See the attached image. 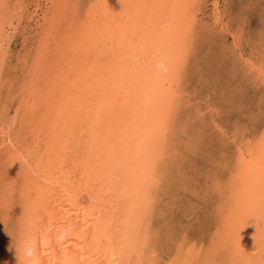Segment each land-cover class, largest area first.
Instances as JSON below:
<instances>
[{"label": "bare ground", "instance_id": "bare-ground-1", "mask_svg": "<svg viewBox=\"0 0 264 264\" xmlns=\"http://www.w3.org/2000/svg\"><path fill=\"white\" fill-rule=\"evenodd\" d=\"M220 1L212 0V16L218 23L224 16ZM6 2L22 5L23 12H30L27 19L32 24L29 37L33 43L31 46L29 42L31 48L27 45L32 55L27 59L22 56L13 64L22 79L18 88L13 84L17 90H13L14 86L10 90L21 95L23 103L17 108H24L28 122L18 129L12 118L0 120V233H5L4 224L16 217V225L8 233L12 236L11 246L0 262L232 264L238 259L243 264H264V224L260 214L264 147L258 143L264 134L263 122L255 124L250 135L244 127L237 129L233 135L238 141L232 145V154L220 152L217 170L209 172L211 177L206 175L201 184L191 179L192 168L179 165L183 157L181 142L185 139L181 141L175 130L183 121V98L190 90H184V85L192 52L180 80L171 71L162 70L160 64L163 61L171 68L181 55L189 17L180 6L189 0ZM46 11L59 27L49 47L41 50ZM18 18L17 8L7 13L0 8V57L6 55V40H12L18 32ZM191 21L198 24L196 13ZM197 26L193 24L194 49L206 27ZM260 44L262 47L247 57L239 53L238 61L248 77L264 86V43ZM37 55L39 66L34 67ZM10 64L7 57V64L0 66V89L8 88L4 80L9 75L7 70L13 68ZM15 72L12 73L18 77ZM1 104L0 108L4 106ZM214 108L209 113L215 112L212 122L217 124L220 105L214 104ZM170 109H174L172 130L166 143H158V130ZM204 114L210 115L200 109L194 116L200 120L194 121L193 117L185 121V127L204 123ZM154 162L157 175L164 174L166 179L158 190L155 207L141 222L140 190L148 182ZM179 179L181 185L192 182V189L203 187L207 197L218 200V225L214 233L208 225L205 229L206 222L200 228L201 234L173 233L172 249L168 254L164 250L168 256L164 258L157 239L160 226L155 224L161 210L159 196L170 191V183Z\"/></svg>", "mask_w": 264, "mask_h": 264}, {"label": "rangeland", "instance_id": "rangeland-1", "mask_svg": "<svg viewBox=\"0 0 264 264\" xmlns=\"http://www.w3.org/2000/svg\"><path fill=\"white\" fill-rule=\"evenodd\" d=\"M220 2H221V9L222 10L224 9L223 10L224 16L219 23L215 22L212 16L214 14L212 8V3H213L212 0H199L197 2L199 6L195 9L194 13H196V19L198 20V24L194 22L193 24L195 25L196 28H198L197 25L199 24L200 25L205 24L206 27L202 29L203 31L201 30L202 32L200 31L201 35L197 37L198 40L196 39V43L194 46L195 49L193 48L190 57V62L187 71L188 75L186 74L185 85H184L185 86L184 90L187 89L190 90H187L185 92L187 94L184 93L186 96H184L183 98V101L185 100V102L183 103L184 105V107L182 108L183 112H181V117L183 121L175 130L180 135V137H182V139H180L181 141L183 140V138L185 139V142L184 141L181 142V146L184 149L181 148V150L183 151L182 152L183 157H181L180 160V163L182 164L179 165H182L183 168L187 167V169L192 168L191 171L192 170L193 171L192 172L189 171V172L193 174L189 176L191 177V179L194 178L197 181H199L200 184L205 180V177L207 176L211 177L209 176L210 175L209 172L214 171L215 173V171L217 170L216 159L221 158L223 152H226L227 153V154L225 153L226 155L232 154L231 153L233 152L232 145L237 140L233 134L234 132H236L237 129L244 127L247 130L246 133H249L248 135H250V133L254 132L256 129V126H254L255 124L256 125L261 124V122H263L262 124H264V119L260 118L259 116V114L264 113V91H263L264 86L260 85L257 82V80H255V78H252L250 76L248 77V75H246L247 73H245L246 71L243 68L244 66L242 65L241 61H238V55H240L239 53L241 54L243 53V56L247 57L248 53H252L254 52V50L262 47V44H260L262 43L261 35H260V31H261L260 23H261V11L264 10V4H262V0H229V1L221 0ZM225 10L227 13L225 12ZM241 13L246 15L248 18V24L246 27L238 23V18L241 15ZM23 17H24L23 21L25 22L21 23L20 19L18 18L17 21L19 25L17 29L18 32H16L12 36L13 37L11 38L12 40L8 38V40H6V44H4L3 46V51L6 52L8 61H10L11 63L10 65L13 68L16 67L14 66L15 65L14 62H16L18 58L21 59L25 57L27 59L32 55L31 52L32 50L29 49L31 48L30 45L32 46L33 43L32 39L30 38L31 37L30 34L32 33L30 32L32 24L29 22V19H27L30 17V12L26 13V11H24ZM19 30L22 31L23 33L20 32ZM21 35L24 38V40L21 37ZM27 35L28 37L29 36L30 37L27 38ZM26 38L30 40L28 41ZM21 41L22 44L24 45L21 44ZM27 45H29V48ZM28 52L30 53V55L28 54ZM7 53L10 56H8ZM21 53L23 55H21ZM20 64L22 65V63ZM13 68L10 69L11 71L7 70V72L9 73L7 72H6L7 74L5 73L6 75L9 74L8 76H5L6 81L4 80V82H6V84L8 85L7 86L8 88L5 89V87H2L0 89V104L2 103L1 105H4L2 106L3 109L0 108V111L2 110L0 112L1 113L0 120H3L5 118H8V120H10V118H12L11 121L14 122L15 128L22 129L25 126V123L28 122L27 120L28 118L26 117V113L22 111L24 109L23 107H18L20 109L18 110L17 104L20 106L23 103V101L21 99L22 98L21 95L18 96L19 92L18 91L16 93L14 92L15 89L17 90L18 88L17 84L20 83L19 81H21L20 79H22V77H20L19 75L21 73L17 71L16 68L15 69ZM13 70H15L16 72ZM12 72H15V74L16 75L18 74L19 76L17 75L18 77H15V75ZM198 76H200V78L202 77L201 78L202 80ZM13 77L15 78L13 79ZM11 79H13V81ZM16 80H18V82ZM190 81L192 84L190 83ZM13 84H15L17 88ZM9 85L12 87H10ZM190 85H194V86L192 87ZM197 87H199V89ZM12 89L14 91H10ZM188 93L190 94L192 93L193 96ZM1 94H4L3 95L4 97H1ZM200 96H202V98H199ZM12 97L13 99L15 98L16 100L14 99L13 101ZM185 97L188 100L190 99L189 100L190 103ZM7 102H9V104ZM214 104L220 105L219 112L216 111L218 112L215 118L217 124H214L215 121L212 122L213 120L212 118L215 117V116L212 117V115L215 112L212 113V115L209 113V110L211 111V108L215 110ZM7 105L10 107L7 108L8 107ZM4 107L6 108L4 109ZM200 109L207 112L208 115L210 114L208 117L205 116L204 114V118H206L205 122L204 123L201 121L199 123L195 122L197 123V125L195 124L193 127L190 128L185 127L186 126L184 125L185 121L192 120L194 116L199 114ZM254 112H260V113L256 114ZM13 113L16 114L14 115ZM4 115H6L7 117H3ZM24 119L25 121H23ZM196 119L200 120L199 117L193 118L194 121H196ZM18 120L19 122L20 121L21 122L19 123ZM20 124H22L23 127ZM216 125H220V127H217ZM183 127L185 128V130ZM222 127L224 128L222 129ZM224 129L226 130L224 131ZM216 131H218V133ZM221 131H224L225 133L224 132L221 133ZM26 133L27 131L25 132V134ZM187 145L189 146L186 147ZM191 183L192 182H189L188 183L189 185L186 184V186H183L181 185L182 183L180 182V179L175 180L170 183L169 186L170 191L165 192L163 196H159V198L162 197V199L159 201L160 206L158 205L159 206L158 208H160L161 210L157 212V217L155 218L156 221L155 224H157V226H160L159 227L160 237H157V239L158 242L160 243L159 244V248H160L159 250H161L160 253L163 252L161 256L164 258L166 257L168 258L167 254L170 251L168 249L171 248L170 247L172 246L171 241L175 235L178 236L180 234L182 235L186 233L190 236L195 235V233L198 232L200 233V231L203 228L202 225L204 226L205 224H206L205 229H207L208 226H210L212 233H214V231L217 228L218 225L217 221L219 218L218 216L219 209L217 208L219 204L217 202L218 200L215 198L207 197L206 194L203 192V187L201 188L200 186H198V190L192 189L193 186L190 185ZM201 198H203V200ZM212 206L214 209H212ZM5 209L6 208H4V210ZM208 213L210 215H208ZM2 218L3 217L0 214V219ZM14 219H16V217L12 216L11 219L8 220L6 224H4L6 225V227L4 228L5 229L4 231L6 232L0 233V248H1L0 261L5 260L2 257L4 256V254L6 256L9 249L8 246H11L12 243L10 241L12 236L11 235L9 236L8 233L9 231L12 230L14 225H16L14 223L15 222ZM0 223H3L2 220H0ZM213 224L216 225V227L215 226L213 227ZM170 231H172V233H170ZM173 233L174 236L172 237ZM5 247L7 248V250ZM164 250H166L165 252L167 254L164 252ZM0 264L2 263L0 262Z\"/></svg>", "mask_w": 264, "mask_h": 264}, {"label": "snow or ice", "instance_id": "snow-or-ice-1", "mask_svg": "<svg viewBox=\"0 0 264 264\" xmlns=\"http://www.w3.org/2000/svg\"><path fill=\"white\" fill-rule=\"evenodd\" d=\"M262 4H264V0H262ZM197 0H189V2L181 5L185 10L186 16L189 17L188 23L186 24L184 31H183V37H182V46H181V55L178 59L174 61L171 68H168L164 62L162 61L160 64V67L165 72L171 71L175 77L176 80H180L185 71V62L189 55L192 52L193 48V24L191 21V16L194 13L195 9L198 7ZM17 8L19 10V16L20 21L23 23V6L22 5H11L6 2V0H0V8H2L6 13L11 11L13 8ZM48 8H52L54 6H47ZM166 7V6H163ZM51 16L50 12H45V25H44V31L40 35V49L44 50L49 47L53 40V36L55 32L58 30V23L54 17L49 19ZM219 19V18H218ZM238 23L243 25L244 27L248 24V18L246 15L241 13V15L238 18ZM260 35H261V42L264 43V10L261 11V23H260ZM39 60L40 56L37 55L35 61H34V67L39 66ZM7 64V56L0 57V66ZM261 118L264 119V113L261 114ZM174 120V109H170L167 114L165 115L160 128L157 133V141L158 143L167 142L168 134L172 130ZM258 143L261 145V147H264V134H262L259 137ZM166 177L164 174L157 175L156 173V164L153 163L152 168L149 170V180L144 184V186L140 190V199H141V207L139 209V215L140 220L143 222V219L146 218L148 212L152 210L157 201V193L159 188L163 185ZM7 195V193H6ZM260 214H261V223L264 224V187H262L261 190V196H260ZM254 218L255 217H251ZM238 252V250H237ZM209 264H213V262H209ZM232 264H243L242 260L234 259Z\"/></svg>", "mask_w": 264, "mask_h": 264}]
</instances>
